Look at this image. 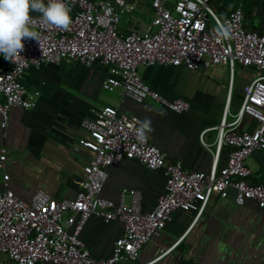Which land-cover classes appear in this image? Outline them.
<instances>
[{
  "label": "built area",
  "instance_id": "built-area-1",
  "mask_svg": "<svg viewBox=\"0 0 264 264\" xmlns=\"http://www.w3.org/2000/svg\"><path fill=\"white\" fill-rule=\"evenodd\" d=\"M209 1L150 0L152 15L140 31L118 29L120 17L134 8L125 0H64L72 17L68 30L44 24L41 14L33 17L30 27L39 34V42L22 41L21 57L13 62L6 60L5 68L0 66L1 127L7 124L11 107L30 109L36 103L38 91L22 83L29 65L63 59L85 65L98 62L108 69L101 82L104 90H118L120 100L152 99L175 112L187 110L188 103L179 98L165 99L151 89L138 74L139 67L169 65L193 70L227 65L230 71L234 66L251 67L254 75L242 87L237 110L229 113L225 105L219 122L212 127L213 163L207 172L189 170L179 161L168 159L149 138L138 140L133 120L136 116L125 115L109 105L99 107L92 119L80 121L87 138H79L73 149L83 147L89 154L73 198L55 199L42 189L34 190L27 200L15 196L7 182L5 148L0 146V264L127 263L160 233L175 211H191L192 225L199 220L210 195L224 197L228 188L233 189L236 204L250 200L264 211V167L262 180L252 182L251 171L245 165L252 151L264 152V24L258 31L250 29L240 8L221 15L220 10L209 6ZM220 24L231 27L230 39H217L215 30ZM244 116L256 121L254 129L238 128ZM203 132L199 142L208 149ZM223 146L229 151L224 165L216 168ZM124 159L135 160L147 169H161L164 175L163 191L148 210H140L138 195L131 189L121 190L117 203L100 195L105 168ZM90 215L121 222V232L103 258L92 257L78 237Z\"/></svg>",
  "mask_w": 264,
  "mask_h": 264
},
{
  "label": "crops",
  "instance_id": "crops-1",
  "mask_svg": "<svg viewBox=\"0 0 264 264\" xmlns=\"http://www.w3.org/2000/svg\"><path fill=\"white\" fill-rule=\"evenodd\" d=\"M125 1L133 3L134 8L120 17L119 31L143 30L152 15L150 0ZM231 2L221 0L215 7L224 15L233 9ZM247 7V27L260 30L264 24V0H249ZM31 15L37 17L40 13ZM107 74L106 65H85L70 59L29 65L24 70L22 83L38 91L36 103L30 109L11 107L7 124L0 126V146L7 156V182L15 196L27 200L36 189L55 199L75 196L89 154L83 147L73 149L79 138H87L80 121L92 119L95 111L105 105L139 119L150 117L155 131L148 138L159 151L186 169L209 171L215 136L212 127L219 122L225 105L229 113L237 110L242 87L253 77L254 70L234 66L230 71L227 65L193 70L169 65L139 67L138 74L151 89L165 99L179 98L188 103L187 110L181 112L148 98L141 102L129 97L120 100L118 90L101 87ZM254 127L256 121L244 116L238 128ZM203 130L202 139L209 144L208 149L199 142ZM228 151V147H221L216 168L224 165ZM245 165L251 171L250 180L260 182L264 152L252 151ZM105 171L100 195L113 203L118 202L121 190L131 189L138 195L140 210L145 211L163 191L161 169H147L135 160H121L108 165ZM233 195L232 188L224 197L212 193L199 220L192 225L191 211H175L160 233L140 248L135 260L122 264H264V211L250 200L236 204ZM121 229L116 219L103 221L90 215L78 237L91 256L98 259L109 254ZM167 248L170 249L160 256Z\"/></svg>",
  "mask_w": 264,
  "mask_h": 264
},
{
  "label": "clouds",
  "instance_id": "clouds-1",
  "mask_svg": "<svg viewBox=\"0 0 264 264\" xmlns=\"http://www.w3.org/2000/svg\"><path fill=\"white\" fill-rule=\"evenodd\" d=\"M70 8L64 0H0V55L7 61H15L24 51L22 41L34 39L39 42V34L32 30L34 23L32 12L40 13V20L61 30H68L72 24ZM218 40L231 38V27L220 24L216 28ZM135 121L134 131L140 141L148 139V135L155 131L150 117Z\"/></svg>",
  "mask_w": 264,
  "mask_h": 264
},
{
  "label": "trees",
  "instance_id": "trees-1",
  "mask_svg": "<svg viewBox=\"0 0 264 264\" xmlns=\"http://www.w3.org/2000/svg\"><path fill=\"white\" fill-rule=\"evenodd\" d=\"M233 4H231V8H237L239 7L244 15V19H246V14L248 13L249 9L247 7V4L249 3V0H231ZM256 30V29H255ZM258 31V30H257ZM1 66L3 68L6 67V60L3 59V62L1 61Z\"/></svg>",
  "mask_w": 264,
  "mask_h": 264
},
{
  "label": "rangeland",
  "instance_id": "rangeland-1",
  "mask_svg": "<svg viewBox=\"0 0 264 264\" xmlns=\"http://www.w3.org/2000/svg\"><path fill=\"white\" fill-rule=\"evenodd\" d=\"M219 2H221V0H211V2L209 1V6L212 7L214 10H216L215 5ZM217 6V5H216ZM217 13V12H216ZM220 15V14H219ZM245 23L247 24V19H245Z\"/></svg>",
  "mask_w": 264,
  "mask_h": 264
}]
</instances>
